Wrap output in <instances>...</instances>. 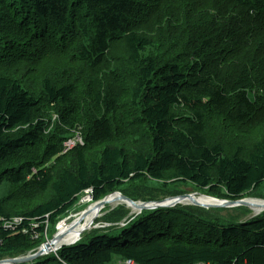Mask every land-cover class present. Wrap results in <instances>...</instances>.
I'll use <instances>...</instances> for the list:
<instances>
[{"label": "trees", "instance_id": "16d2710c", "mask_svg": "<svg viewBox=\"0 0 264 264\" xmlns=\"http://www.w3.org/2000/svg\"><path fill=\"white\" fill-rule=\"evenodd\" d=\"M150 180L264 191V0H0V216L22 218L0 253L36 249L85 191ZM207 211L144 210L21 264H264V211Z\"/></svg>", "mask_w": 264, "mask_h": 264}, {"label": "rangeland", "instance_id": "374dc122", "mask_svg": "<svg viewBox=\"0 0 264 264\" xmlns=\"http://www.w3.org/2000/svg\"><path fill=\"white\" fill-rule=\"evenodd\" d=\"M77 131H80V130H77ZM80 132H77L70 139H75L78 133L81 135ZM125 188H126V191H128V193L132 195L131 197H133L134 200L141 201V202L158 201V200H162V199H166L170 197H177L183 194H193L195 197L207 196V197L217 198L215 196L206 194L207 192L205 190L197 189L196 187H194V185L188 182L179 183L174 187L170 186L168 188H163L160 182H155L153 180H150L148 182L139 183L137 185L128 184L125 186ZM12 191H13L12 185L9 184L8 182H4V184L0 187V197L8 196ZM245 198L264 200V191L262 190L257 196L247 195V197H244L242 199H245ZM217 199L222 200L223 198L222 199L217 198ZM91 203H93L92 195L90 194V192L85 191V194L80 195L78 202L71 208L68 214L66 216H63V218H61L55 225L52 223L46 225L43 233H37L36 230L35 232L32 231V235L35 238H38L39 236L43 235L45 239V241L41 242V244L36 249L28 251L26 253L15 255V256L3 255L0 253V260L6 259V258H16V257H21V256H27V255L38 252L45 242L52 240L53 236L57 234L58 232H60L64 227L68 226L69 224L73 225L74 222L76 221V217L79 216L80 213L83 212L85 209H87L91 205ZM108 204L109 203H107V205L103 207L104 209L102 210V213L94 221L93 227L94 226H97V227L92 228V230L87 231V232L91 233L94 230H98V229L100 230L105 229L106 231H108V228H111V227L115 228V227L124 226L136 216L135 215L136 213L139 212L138 210L136 211V209L131 208L127 203L122 202V201H119L118 205L117 204L108 205ZM177 205H182L184 207L190 206L193 208L200 207V208L206 209L208 211L203 215V217L210 218V219H217L221 223L222 222L228 223L231 221L238 222V221L246 220L251 217L257 216L264 211L262 210L260 212H256L255 209L247 207V206L206 208V207L195 205V204L179 203ZM168 208H171V207H168ZM151 211H153V209H151ZM189 212L191 211L189 210ZM200 213L201 211H198L195 214L198 216L202 215ZM32 229L34 230V228ZM87 232L81 233L79 236L82 235L81 238H83L84 234ZM54 246L55 245H53L52 247L53 249H54ZM59 249L60 248H58V250ZM58 250L51 249L48 253L44 255H47L50 253L56 254ZM35 260H33L30 263H33ZM120 261L121 260H118L114 264H119Z\"/></svg>", "mask_w": 264, "mask_h": 264}, {"label": "water", "instance_id": "95a60500", "mask_svg": "<svg viewBox=\"0 0 264 264\" xmlns=\"http://www.w3.org/2000/svg\"><path fill=\"white\" fill-rule=\"evenodd\" d=\"M114 194H118L115 197V201H122V202H125L128 204H131L133 206V208L138 210V211L158 209V208H162V207H174L178 203L184 202V200H186V199H189V201H191L192 204L203 206L206 208L247 206V207H250L253 209L261 208L262 210H264V203L258 204L256 202H252V201H254V199L250 200V198L237 199V200H233V199L218 200V199L214 198V199L218 200V202H220V203H218V202L201 203L200 200H198L193 194H183V195H179L177 197H170V198H166V199H162V200H158V201L141 202V201L133 200L129 196L124 195L122 192L117 191V192H114ZM109 196H111V194H109L108 196H106L105 198H103L99 201H96L95 204H97L98 207L103 208L107 203H109V201H107ZM167 201L169 203H166ZM58 234H60V232L55 234L53 236L52 240L45 242L43 244V246L39 249L38 252H36L34 254L27 255V256H21V257H16V258H6L3 260H0V264H20V263L32 262L33 260L37 259L38 257L48 253L51 249L52 250L58 249L62 245L54 246V249H53L52 247H53L54 243H51L53 240H55L57 238ZM56 242H57V239H56ZM73 243H75V241L72 242L71 244H73ZM65 244H63V245H65Z\"/></svg>", "mask_w": 264, "mask_h": 264}, {"label": "bare ground", "instance_id": "6f19581e", "mask_svg": "<svg viewBox=\"0 0 264 264\" xmlns=\"http://www.w3.org/2000/svg\"><path fill=\"white\" fill-rule=\"evenodd\" d=\"M88 192V191H87ZM118 194H111V196H109V198L107 199V201H109L110 205H114L119 203V201H115V197ZM198 200H200L201 203H205V202H209V203H215L218 202V200L212 198V197H207V196H198L196 197ZM252 202H256L258 204H263L264 200L261 199H256ZM166 203H169L168 201ZM183 204H190L191 201H189V199L184 200V202H182ZM220 203V202H218ZM108 204V205H109ZM128 204V203H127ZM179 204V203H178ZM107 205V204H106ZM131 208H133V206L131 204H128ZM115 207V206H114ZM129 208V207H128ZM104 208L98 207L97 204H95V202L91 203V205L85 209L83 212L80 213L79 216L76 217V221L74 222V224H69L68 226L64 227L61 231L60 234L57 235V242L56 239L53 240L51 243H54L53 245L55 246H60V245H73L75 243H77L80 239L81 236H79L81 233L87 232L92 230V228H96L97 226L93 227L94 221L96 220V218H98V216L102 213V210ZM256 212H260L262 211L261 208H256L255 209ZM134 211V210H133ZM137 211V210H136ZM142 211H139L138 213L140 214ZM138 213H136L135 215H138ZM48 225V224H47ZM36 224H33V228L36 227ZM0 227H4L2 224H0ZM36 230V229H35ZM31 231V229H30ZM26 232V231H24ZM38 233V232H37ZM59 233V232H58ZM73 244H71L72 242H74ZM64 246V245H63ZM62 247V246H61ZM59 247V248H61ZM58 250V249H57ZM53 252V251H52ZM126 260H130V259H126ZM125 260H121V262H124ZM133 261V260H132ZM135 262V261H133ZM30 263V262H27ZM119 263V264H120ZM136 263V262H135ZM21 264V263H20ZM137 264V263H136Z\"/></svg>", "mask_w": 264, "mask_h": 264}, {"label": "built area", "instance_id": "2783aa9c", "mask_svg": "<svg viewBox=\"0 0 264 264\" xmlns=\"http://www.w3.org/2000/svg\"><path fill=\"white\" fill-rule=\"evenodd\" d=\"M68 143V144H67ZM77 143H83L82 136L78 133L77 137L75 139H68V141H65V147L66 151L77 145ZM22 221V218L20 217H10L5 218L0 216V224H2L6 229H13L16 230L20 228V222ZM25 231L28 229L25 228ZM120 264H136L132 260H125L124 262H121Z\"/></svg>", "mask_w": 264, "mask_h": 264}, {"label": "clouds", "instance_id": "9594fccd", "mask_svg": "<svg viewBox=\"0 0 264 264\" xmlns=\"http://www.w3.org/2000/svg\"><path fill=\"white\" fill-rule=\"evenodd\" d=\"M119 192V191H118ZM93 202H96V201H93Z\"/></svg>", "mask_w": 264, "mask_h": 264}]
</instances>
